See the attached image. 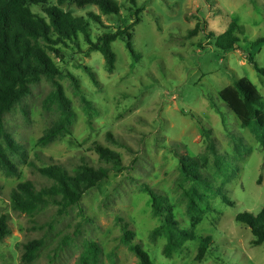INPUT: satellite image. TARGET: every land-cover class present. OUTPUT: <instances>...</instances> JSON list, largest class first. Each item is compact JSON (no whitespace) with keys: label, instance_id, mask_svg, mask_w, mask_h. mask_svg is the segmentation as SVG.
<instances>
[{"label":"rangeland","instance_id":"374dc122","mask_svg":"<svg viewBox=\"0 0 264 264\" xmlns=\"http://www.w3.org/2000/svg\"><path fill=\"white\" fill-rule=\"evenodd\" d=\"M116 1L120 15H106L95 5L80 8L70 1L59 4L48 0L51 6L76 16L99 15L102 24L90 21L93 42L103 32L126 29L139 17L140 23L130 33L140 59L133 60L125 40L119 39L112 44L116 68L108 73L99 52L86 55L88 44L83 37L80 48L68 43L62 46V58L52 55L63 73L57 81L63 85L75 117L68 130L46 146L40 145L39 139L62 116L49 100L51 82L42 78L5 115V128L22 149L20 154L8 153L17 174L0 168V215L8 216L11 230L0 243V264H25L21 260L24 245L33 240H42L43 246L30 264H78L88 241L101 244L102 264H139L121 242L124 223L131 225L136 243L155 264H264V244L254 246L251 230L237 222L241 213L257 215L264 209V148L219 99L222 90L244 77L264 97V76L247 60L252 55L264 68V45L253 47L264 37V0H138L136 8L128 0ZM31 8L46 17L41 6ZM231 21L244 26L245 32L237 33V51L223 52L215 47V40ZM85 68L96 73L99 86ZM71 76L77 79L80 91ZM192 114L212 129L218 152L234 163L224 184ZM239 139L250 152L237 162L232 157ZM95 143L119 153L122 163L109 165L108 179L84 196L81 207L61 214L57 207L48 206L34 215L13 208L11 192L20 183L48 182L28 162L39 167L72 166L86 156L92 165H104L93 150ZM174 150L205 157L204 174L211 184L221 187L231 205L209 195L212 211L201 220L190 215L186 192L194 183L181 175ZM37 154L44 163L38 161ZM142 184L168 197L182 228H195L196 239L170 257L164 253L166 237L150 236L162 222L153 216L152 201L139 188ZM207 236L213 245L206 258L198 261L201 240Z\"/></svg>","mask_w":264,"mask_h":264},{"label":"trees","instance_id":"16d2710c","mask_svg":"<svg viewBox=\"0 0 264 264\" xmlns=\"http://www.w3.org/2000/svg\"><path fill=\"white\" fill-rule=\"evenodd\" d=\"M70 1L82 8L88 5L97 6L106 15H120L121 6L116 0H58L59 4ZM132 8L138 7V0H128ZM32 6H41L46 17L35 14ZM90 21L102 24L101 17L94 12H89L87 17L76 16L60 10L57 6H51L48 0H0V168L7 174H17L18 169L10 160L8 153L20 154L21 145L7 132L4 124L5 115L30 94L31 86L45 78L53 85L49 100L55 103L61 112V118L38 143L46 146L52 143L58 134L68 130L72 125L75 114L71 107V101L67 98L63 85L57 81L63 75L56 65L53 57L62 58V46L73 43L80 48V38L88 44L86 55L99 52L105 62L108 73H113L116 68L117 56L112 44L119 39H124L126 47L136 62L140 59L132 43L130 30L140 23V18L127 26L124 30L116 32H103L97 36L96 41L91 39L92 29ZM197 29V28H196ZM191 31V34L197 30ZM245 27L231 21L226 32L215 40V47L223 52L237 51L240 38L237 33L243 34ZM264 45V37L257 39L253 47ZM248 63L255 71L264 76V68L260 67L252 55H248ZM94 85L100 82L95 72L85 68ZM74 87L80 91L77 79L71 76ZM219 99L233 112L242 128L248 129L257 142L264 148V97L257 87L248 78H239L230 86L222 90ZM83 101L88 107L90 102ZM209 101L213 108L217 105L212 98ZM199 132L205 141L206 151L212 155L214 168L218 175L223 177V184L230 179L233 173L234 163L229 157L217 150L216 140L212 129L205 126L203 120L192 114ZM93 150L98 154L99 160L104 164L92 165L89 158L81 156L79 163L72 166L48 164L39 167L35 162H28V166L34 168L39 174L48 180L45 183L27 181L20 183L11 192V204L14 209L34 215L48 206H55L61 214L71 207H81L84 196L97 188L108 179L113 164L119 166L122 161L119 153L95 143ZM235 161H240L250 150H246L243 140L239 139L236 146ZM179 160L181 175L194 185L186 195L188 197V213L198 220L204 214L212 211L209 204V195L219 196L229 205L231 202L222 193L221 187L211 184L203 172L206 158L181 155L173 151ZM38 161L44 163L38 156ZM108 165V166H107ZM141 191L147 194L152 201V214L162 222V226L151 233V238L164 236L167 243L164 253L170 257L174 252L181 251L185 245L196 239L195 228L185 229L180 226L175 215V208L168 197L147 184L139 186ZM203 190V192H201ZM122 221V220H118ZM237 222L248 227L254 240V246L264 244V209L257 215L244 212L237 216ZM124 233L121 242L134 254L139 264H155L149 253L136 243V233L129 223L123 224ZM10 224L6 214L0 215V243L10 234ZM213 239L210 236L201 240L198 250V261H203L210 252ZM43 246L42 240H33L24 245L21 260L30 264ZM104 251L100 243L88 241L84 247L78 264H102Z\"/></svg>","mask_w":264,"mask_h":264}]
</instances>
